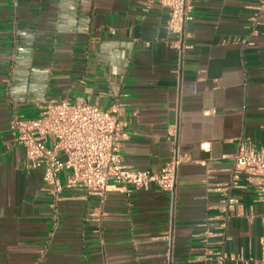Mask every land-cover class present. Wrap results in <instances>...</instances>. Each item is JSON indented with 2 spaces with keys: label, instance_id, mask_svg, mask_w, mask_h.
I'll list each match as a JSON object with an SVG mask.
<instances>
[{
  "label": "crops",
  "instance_id": "obj_1",
  "mask_svg": "<svg viewBox=\"0 0 264 264\" xmlns=\"http://www.w3.org/2000/svg\"><path fill=\"white\" fill-rule=\"evenodd\" d=\"M258 4L195 0L180 59L159 4L0 0V264H220L203 258L219 249L205 238L219 232L215 189L231 180L240 138L264 151V14L257 33L248 28ZM62 98L122 105L129 167L159 171L176 139L184 161L174 195L70 189L55 213L42 171L25 168L9 125ZM240 185L232 194L242 215L228 223L225 250L243 260L224 264H259L263 205L244 178ZM99 207L100 223L90 215Z\"/></svg>",
  "mask_w": 264,
  "mask_h": 264
},
{
  "label": "built area",
  "instance_id": "obj_2",
  "mask_svg": "<svg viewBox=\"0 0 264 264\" xmlns=\"http://www.w3.org/2000/svg\"><path fill=\"white\" fill-rule=\"evenodd\" d=\"M154 4L168 10L166 28L174 36L170 44L181 59L190 48L187 26L193 20L195 0H145L144 10L148 11ZM261 14H264V0H259L256 12L249 18L248 28L252 34L257 33L255 27ZM122 109L119 103L105 110L88 100L48 99L40 105L37 117L28 119L15 115L10 121L14 142L24 149L25 168L42 171L55 213L62 194L70 189H83L102 198L114 185L141 190L156 188L174 195L179 168L184 161L177 140L171 141L170 157L159 171L129 167L121 155L122 142L129 137ZM242 178L247 186L253 187L257 202L263 205L264 222V151L257 149L250 138L239 139L231 180L215 189L221 193L219 232H207L205 238L207 244L214 243L219 249L207 251L204 259H215L220 264L243 260L225 250L229 240L228 223L233 216L242 215L241 206L232 194L233 189L244 187L240 185ZM103 214L99 207L90 215L100 223ZM212 238L218 240L212 242ZM259 264H264V246Z\"/></svg>",
  "mask_w": 264,
  "mask_h": 264
}]
</instances>
